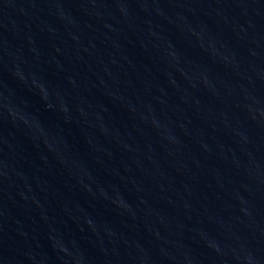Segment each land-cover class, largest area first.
Returning a JSON list of instances; mask_svg holds the SVG:
<instances>
[{
    "label": "water",
    "instance_id": "95a60500",
    "mask_svg": "<svg viewBox=\"0 0 264 264\" xmlns=\"http://www.w3.org/2000/svg\"><path fill=\"white\" fill-rule=\"evenodd\" d=\"M0 264H264V0H0Z\"/></svg>",
    "mask_w": 264,
    "mask_h": 264
}]
</instances>
